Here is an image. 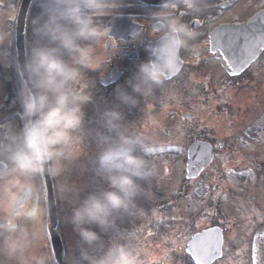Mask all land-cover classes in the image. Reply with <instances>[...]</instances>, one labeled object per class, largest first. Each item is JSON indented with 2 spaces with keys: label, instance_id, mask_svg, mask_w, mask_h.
<instances>
[{
  "label": "rangeland",
  "instance_id": "1",
  "mask_svg": "<svg viewBox=\"0 0 264 264\" xmlns=\"http://www.w3.org/2000/svg\"><path fill=\"white\" fill-rule=\"evenodd\" d=\"M263 8L264 0H245L225 17H248ZM15 17L14 1L0 0V29H9L8 24L12 26ZM5 48L15 52L13 39L11 48L7 44ZM0 71V94H4L6 86L11 88L16 73L7 68ZM212 71L207 80L183 75L179 79L184 81L181 87L172 83L158 88L163 97L161 104L138 96L139 103L134 108L126 110L118 105L126 131L139 136L152 149L148 155L154 175L148 183L140 181L145 193L136 199L134 214H117L116 231L105 234L96 225L87 227L101 235L105 245L117 242L135 247L143 264H192L185 253L188 240L215 225L224 229L226 239L225 257L217 264H264V59L250 68L248 80L230 83L215 66ZM184 113L190 115L189 120H183ZM256 121L262 127L257 141H245L236 148L229 144V149L220 146L249 132ZM90 127L83 130L78 156L63 161L64 171L55 177L57 191L60 185L67 184L80 191L81 200L97 186L107 188L93 167L97 154L93 136L100 124L94 122ZM3 129L6 143L9 134L21 130ZM244 137L248 140L247 135ZM199 140L215 142L217 154L201 184L196 185L186 180V156L188 146ZM164 147H171L174 154L152 156L155 149ZM11 179L0 181V209L5 206V186ZM19 182L30 183L34 193L22 211L27 216L20 215L0 233V264H56L39 175L28 180L20 178ZM10 190L15 193L19 189ZM58 197L60 228L69 253L79 241L68 222L79 200L74 196L63 199L59 192ZM10 239L20 243L21 250L15 254L8 249Z\"/></svg>",
  "mask_w": 264,
  "mask_h": 264
},
{
  "label": "clouds",
  "instance_id": "2",
  "mask_svg": "<svg viewBox=\"0 0 264 264\" xmlns=\"http://www.w3.org/2000/svg\"><path fill=\"white\" fill-rule=\"evenodd\" d=\"M182 2L187 12L200 10L198 0ZM30 4L37 11L30 13L33 39L26 46L23 62L18 50L5 48L12 46V33L0 30V67L15 71L22 109L21 130L9 134L7 143L0 142V178L12 177L5 186L9 216L15 215L13 205L32 192V185L20 183V178L58 177L64 171L62 162L78 156L87 97L77 86L84 80V71L97 66L99 57L93 45L108 35L97 18L112 16L120 7L115 0H30ZM171 7L170 0H164L158 11L151 12L158 39L147 47L150 59L126 81L128 87L116 89L120 104L134 108L138 96H151L162 84L165 71L173 67L176 52L196 39L197 33ZM123 120L118 108L105 110L93 136L95 174L107 188L97 186L81 200L78 189L59 186L61 198L79 200L68 220L79 241L74 251L64 254L65 264H143L135 247L117 242L105 245L101 235L87 227L96 225L105 234L116 231L117 214H134L136 199L145 193L140 181L148 183L154 175L149 160L136 154L138 149L144 154L152 149L139 136L129 134ZM11 187L19 190L13 193ZM20 215L27 216V212ZM8 249L12 254L20 251L19 241L10 239Z\"/></svg>",
  "mask_w": 264,
  "mask_h": 264
},
{
  "label": "flooded vegetation",
  "instance_id": "3",
  "mask_svg": "<svg viewBox=\"0 0 264 264\" xmlns=\"http://www.w3.org/2000/svg\"><path fill=\"white\" fill-rule=\"evenodd\" d=\"M21 1L15 0L18 8ZM242 2H245V0H198L200 10L193 12L186 11L182 0H175L170 3L174 7L169 10L189 24L191 29L197 33V36L196 39L189 42V47L180 49V57L184 62L181 74L169 81L164 76L162 84L156 87L153 94L149 96L150 100H155L153 103L158 105L163 102V97L160 96L161 93H159L158 88L172 83L181 87L184 81L179 79L183 75L190 77V79L198 77L207 80L212 76V66L222 72L225 81L231 80L223 70L221 61L217 60L211 51L209 34L224 23L245 22L258 12L242 18L225 17L229 11L234 10ZM115 3L119 4L120 7L116 9L114 15L97 18L96 22L109 30L108 35L101 41V44L93 45L99 57L97 66L94 69L85 70L84 80L78 85L82 94L92 100V104L87 101L83 106L85 114L84 131L92 128L90 125L94 122L100 124V116L105 110L118 108V105L128 110L129 107L120 104L116 99V89L118 87H128L126 81L137 72L138 66L142 62L150 59V54L146 50L147 47L158 39V30L154 26L151 12L158 11L160 7H147L137 0H115ZM36 11L33 8L31 15H35ZM118 16H125L124 23L109 26L110 22ZM32 39L30 26V41ZM262 59H264V53L260 58V62ZM0 74H2L1 71ZM118 74L120 76L115 80L114 78ZM12 83L11 88L6 86L4 94H0V142L4 143H6V132L3 127H6L9 132L22 127L19 116L21 106L18 107L19 101L17 98L19 89L17 75ZM128 90L131 92L130 88ZM90 105L91 107H89ZM95 109H98V111ZM2 160L3 158L0 157V161ZM3 211V213L0 212V218L6 220L9 215L5 213V208Z\"/></svg>",
  "mask_w": 264,
  "mask_h": 264
},
{
  "label": "water",
  "instance_id": "4",
  "mask_svg": "<svg viewBox=\"0 0 264 264\" xmlns=\"http://www.w3.org/2000/svg\"><path fill=\"white\" fill-rule=\"evenodd\" d=\"M30 7V0H24L19 12L16 28V50L23 62L26 50L25 30ZM214 50L229 54L230 63L235 70L248 66L257 59L264 49V12L242 26H225L212 36ZM176 60V59H175ZM244 66V67H243ZM213 159V148L210 144L199 142L189 149L187 163V178L195 179L208 167ZM47 190V205L49 215L48 232L57 264H65V247L58 232V214L51 176L44 174ZM32 192L26 198H21L14 205L15 213L27 204ZM223 231L214 227L197 234L188 244L187 252L193 257L196 264H213L223 256Z\"/></svg>",
  "mask_w": 264,
  "mask_h": 264
}]
</instances>
